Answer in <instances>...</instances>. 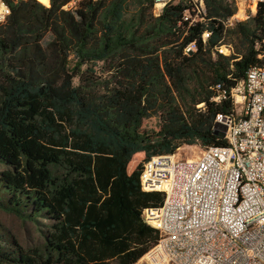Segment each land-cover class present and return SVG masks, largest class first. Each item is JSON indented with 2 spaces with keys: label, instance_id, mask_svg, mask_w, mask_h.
Masks as SVG:
<instances>
[{
  "label": "trees",
  "instance_id": "trees-1",
  "mask_svg": "<svg viewBox=\"0 0 264 264\" xmlns=\"http://www.w3.org/2000/svg\"><path fill=\"white\" fill-rule=\"evenodd\" d=\"M4 1L0 207L49 223L39 246L0 233V264H135L159 239L142 210L162 193L142 190V161L128 163L139 151L226 145L215 116L234 108L230 88L247 69L264 65V0L232 24L236 0H204L191 23L190 0L158 15L153 0ZM151 116L158 128L145 131Z\"/></svg>",
  "mask_w": 264,
  "mask_h": 264
},
{
  "label": "built area",
  "instance_id": "built-area-1",
  "mask_svg": "<svg viewBox=\"0 0 264 264\" xmlns=\"http://www.w3.org/2000/svg\"><path fill=\"white\" fill-rule=\"evenodd\" d=\"M170 1L153 0V14ZM190 1L195 13L183 18L191 23L206 10L204 0ZM9 12L0 0V22ZM236 19L231 15L227 24ZM208 35L204 30L202 39ZM194 49L191 41L184 52ZM230 95L234 108L215 116L226 125V145L199 144L197 153L186 157L172 152L141 159V189L160 191L162 200L142 210L159 239L139 264H264V65H251Z\"/></svg>",
  "mask_w": 264,
  "mask_h": 264
},
{
  "label": "rangeland",
  "instance_id": "rangeland-1",
  "mask_svg": "<svg viewBox=\"0 0 264 264\" xmlns=\"http://www.w3.org/2000/svg\"><path fill=\"white\" fill-rule=\"evenodd\" d=\"M257 2L258 0H236L237 9L232 16H237L238 19L246 18L249 13L255 12ZM227 48L225 44L218 46V49L224 53H228ZM259 56H264V54H259ZM157 128L158 119L156 116L146 117L143 120V130L152 131ZM198 145L199 143H183L173 153L179 157L193 155L197 153ZM143 157L144 153L142 156L139 152L134 153L128 163V169L131 168L135 160L138 159L137 162H139ZM48 223L49 221L43 217H39L37 220L22 219L17 214L0 207V233L14 236L24 247L41 245L44 240L43 233L48 229ZM135 264H139V262Z\"/></svg>",
  "mask_w": 264,
  "mask_h": 264
},
{
  "label": "water",
  "instance_id": "water-1",
  "mask_svg": "<svg viewBox=\"0 0 264 264\" xmlns=\"http://www.w3.org/2000/svg\"><path fill=\"white\" fill-rule=\"evenodd\" d=\"M213 128L214 130L220 134V135H225V131H226V125L224 123H222L221 121H215L213 124Z\"/></svg>",
  "mask_w": 264,
  "mask_h": 264
},
{
  "label": "crops",
  "instance_id": "crops-1",
  "mask_svg": "<svg viewBox=\"0 0 264 264\" xmlns=\"http://www.w3.org/2000/svg\"><path fill=\"white\" fill-rule=\"evenodd\" d=\"M139 153H140V156H142V153H143V152L139 151ZM133 167H134V163H133V165L131 166V168L129 169V171H131V170L133 169Z\"/></svg>",
  "mask_w": 264,
  "mask_h": 264
},
{
  "label": "clouds",
  "instance_id": "clouds-1",
  "mask_svg": "<svg viewBox=\"0 0 264 264\" xmlns=\"http://www.w3.org/2000/svg\"><path fill=\"white\" fill-rule=\"evenodd\" d=\"M0 19H2V17H0Z\"/></svg>",
  "mask_w": 264,
  "mask_h": 264
},
{
  "label": "bare ground",
  "instance_id": "bare-ground-1",
  "mask_svg": "<svg viewBox=\"0 0 264 264\" xmlns=\"http://www.w3.org/2000/svg\"><path fill=\"white\" fill-rule=\"evenodd\" d=\"M157 5H159V4H157Z\"/></svg>",
  "mask_w": 264,
  "mask_h": 264
}]
</instances>
